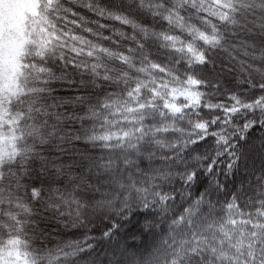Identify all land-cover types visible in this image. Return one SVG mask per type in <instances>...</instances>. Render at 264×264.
<instances>
[{"label": "snow or ice", "instance_id": "obj_1", "mask_svg": "<svg viewBox=\"0 0 264 264\" xmlns=\"http://www.w3.org/2000/svg\"><path fill=\"white\" fill-rule=\"evenodd\" d=\"M23 2L0 264H264V0Z\"/></svg>", "mask_w": 264, "mask_h": 264}, {"label": "rangeland", "instance_id": "obj_2", "mask_svg": "<svg viewBox=\"0 0 264 264\" xmlns=\"http://www.w3.org/2000/svg\"><path fill=\"white\" fill-rule=\"evenodd\" d=\"M26 5L23 0H0V26L5 19L12 26H18L23 18V9Z\"/></svg>", "mask_w": 264, "mask_h": 264}]
</instances>
